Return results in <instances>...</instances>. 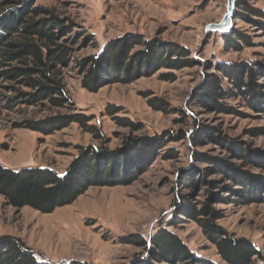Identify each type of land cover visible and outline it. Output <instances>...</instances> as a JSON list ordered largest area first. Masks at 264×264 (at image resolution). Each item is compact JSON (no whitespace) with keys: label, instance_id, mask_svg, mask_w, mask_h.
<instances>
[{"label":"rangeland","instance_id":"374dc122","mask_svg":"<svg viewBox=\"0 0 264 264\" xmlns=\"http://www.w3.org/2000/svg\"><path fill=\"white\" fill-rule=\"evenodd\" d=\"M263 5L260 1L254 4L255 7ZM36 6L73 24L74 32L84 31L93 38L94 44L87 38L77 41L71 64L63 74L65 92L74 109L72 113L91 118L88 126H95L103 141L77 124L47 134L26 129L27 121L71 114L70 109L23 104L7 111L1 103L15 93L7 88L8 84L0 82L1 167L12 171L47 168L62 175L78 156L80 147L98 151L105 148L127 155L130 148L123 142L128 136L137 141L135 144H142L168 133L176 135L184 131L188 135L182 142L163 148L158 158L134 181L115 187L88 188L72 204L48 214L30 207L12 208L0 196V238L19 239L38 262L46 264H134L146 251L122 240L140 236L147 242L159 228L166 227L183 198L197 210L207 201L204 192L208 187L195 192L179 184L183 173L194 170L198 177L215 185V195L228 196L221 188L229 183L221 175L208 172L212 166L191 162L194 154L264 176V170L243 166L224 145L238 144L242 150L263 153L264 114L253 111L241 99L225 101L234 111L230 114L207 112L191 100L201 75L211 72L206 68L210 63L212 66L218 62L264 64V36L251 25L232 20V29L247 36L252 43V47L241 52L225 50L219 33L206 32L223 20L227 0H37ZM127 36L181 47L200 66L181 70L164 68L154 75L129 84L105 86L95 93L84 89L82 75L75 70L74 63L97 54L107 42ZM163 74H171L174 80H162ZM258 85L264 92V82L259 81ZM21 92L30 91L21 89ZM152 99L167 104L170 113L152 109L149 105ZM110 108L119 111L110 117L106 113ZM181 110L190 115L192 112L193 118L187 121V126L178 124ZM115 118L138 123L142 130L133 133L120 127ZM195 124L208 132L197 147L190 145L189 138ZM167 149H174L177 158L165 159ZM229 197L230 202L236 200ZM211 208L222 216L216 221L217 226L235 239L251 242L264 253V204L243 206L215 201ZM168 230L196 257L222 264L202 228L194 221H180Z\"/></svg>","mask_w":264,"mask_h":264},{"label":"trees","instance_id":"16d2710c","mask_svg":"<svg viewBox=\"0 0 264 264\" xmlns=\"http://www.w3.org/2000/svg\"><path fill=\"white\" fill-rule=\"evenodd\" d=\"M36 1L0 0V82L8 84L7 88L15 93V96L5 98L1 105L7 111L23 104L42 107L47 104L50 109H70L71 114L27 121L24 127L47 134L77 124L94 134L97 140L103 141L99 130L95 126H88L91 118L72 113L74 109L65 92L63 74L71 64L77 41L87 38L88 42L94 44L93 38L84 31L74 32L73 24H67L47 9L36 6ZM257 1L264 3V0H238L233 21L236 19L251 25L264 36V5L255 7ZM220 38L225 43V50L241 52L244 48L252 47L249 38L238 30L232 29L230 33L220 35ZM74 65L82 75L83 88L95 93L105 86L129 84L164 68L192 69L200 66V63L190 59L181 47L127 36L107 42L97 54L85 57ZM206 68L211 72L201 75L200 83L191 93V100L196 106L211 113L230 114L234 111L228 108L225 101L241 99L253 111L264 114V92L258 85L259 81L264 82V64L218 62L213 66L210 63ZM161 79L173 81L174 77L163 74ZM21 89L30 92L24 93ZM149 105L156 111L170 113L167 104L159 99L150 100ZM118 111V108H110L106 113L113 117ZM178 113L181 118L178 124L187 126V121L193 118L192 112L191 115L183 110ZM115 121L133 133L142 130L140 124L127 119L115 118ZM207 133L195 124L189 136L190 145H200ZM187 135L184 131L176 135L168 133L164 137H152L142 144H135L137 141L128 136L123 142L124 146L130 148L127 155L105 148L98 151L80 147L78 156L62 175L47 168L12 171L0 166V196L12 208L30 207L48 214L72 204L88 188L115 187L134 181L158 158L163 148L170 143L182 142ZM224 145L246 168L264 170V152L255 154L240 149L238 144ZM176 155L174 149H167L164 158L176 159ZM191 162L196 165L208 164L212 166L208 172L224 177L229 184L223 185L221 192L228 196L221 198L215 195V185L198 177L194 170L183 173L179 184L195 192L198 188L208 187L204 192L207 201L197 210L183 198L180 201L182 205L174 211L166 227L159 228L147 242L140 236L122 240L146 251V255L134 264H216L196 257L178 236L168 230V227H176L186 219L202 228L222 264H264V253L251 242L235 239L216 225L222 216L211 208L215 201L243 206L264 204V176L249 174L241 167L207 159L201 154H194ZM229 195L236 200L230 202ZM0 264L46 263L38 262L33 252L19 239L5 236L0 238Z\"/></svg>","mask_w":264,"mask_h":264},{"label":"water","instance_id":"95a60500","mask_svg":"<svg viewBox=\"0 0 264 264\" xmlns=\"http://www.w3.org/2000/svg\"><path fill=\"white\" fill-rule=\"evenodd\" d=\"M238 0H227L226 14L223 20L218 25H212L207 28L206 32L219 33L220 35H226L231 32L233 25L232 20L235 14V8Z\"/></svg>","mask_w":264,"mask_h":264},{"label":"bare ground","instance_id":"6f19581e","mask_svg":"<svg viewBox=\"0 0 264 264\" xmlns=\"http://www.w3.org/2000/svg\"><path fill=\"white\" fill-rule=\"evenodd\" d=\"M225 15V14H224Z\"/></svg>","mask_w":264,"mask_h":264}]
</instances>
